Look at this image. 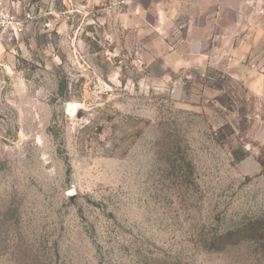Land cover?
<instances>
[{"label":"rangeland","instance_id":"1","mask_svg":"<svg viewBox=\"0 0 264 264\" xmlns=\"http://www.w3.org/2000/svg\"><path fill=\"white\" fill-rule=\"evenodd\" d=\"M209 2H17L0 264H264V0H211L202 55Z\"/></svg>","mask_w":264,"mask_h":264},{"label":"crops","instance_id":"2","mask_svg":"<svg viewBox=\"0 0 264 264\" xmlns=\"http://www.w3.org/2000/svg\"><path fill=\"white\" fill-rule=\"evenodd\" d=\"M210 2H211V0H210ZM210 2L208 4V6L203 10L205 15L203 17L202 23L200 25L199 24H192L191 28H190L191 36H193L195 33H199L201 35L199 37H196V39H197L199 48L202 50V55H205L204 50L210 47V40H209L207 34L213 30V28L211 27L213 24V22H212L213 19L211 20V18H214L217 14V8L215 7L216 5H213V2H212V4ZM16 6H17V4H16ZM16 8H15V11H16ZM22 17H24V15ZM208 18H210V19H208ZM211 22H212V24H211ZM244 56H245V51H244ZM231 64H232V62L229 63L230 66H231ZM233 74H235V73H233ZM244 78H245L246 82L251 86V88H254L256 85H258V86H260L261 89H264V75L255 74L254 71H252V72L250 71V74L245 76Z\"/></svg>","mask_w":264,"mask_h":264},{"label":"built area","instance_id":"3","mask_svg":"<svg viewBox=\"0 0 264 264\" xmlns=\"http://www.w3.org/2000/svg\"><path fill=\"white\" fill-rule=\"evenodd\" d=\"M19 0H0V40L6 31L18 34L25 30L27 22L33 17L27 13L23 18L17 16L15 8ZM47 27L51 23L46 22Z\"/></svg>","mask_w":264,"mask_h":264}]
</instances>
